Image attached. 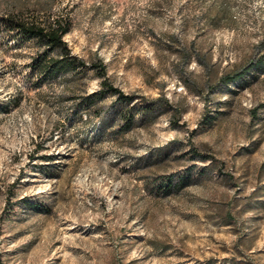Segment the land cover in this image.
<instances>
[{
  "label": "rangeland",
  "instance_id": "1",
  "mask_svg": "<svg viewBox=\"0 0 264 264\" xmlns=\"http://www.w3.org/2000/svg\"><path fill=\"white\" fill-rule=\"evenodd\" d=\"M263 51L264 0H0V264H264Z\"/></svg>",
  "mask_w": 264,
  "mask_h": 264
},
{
  "label": "trees",
  "instance_id": "2",
  "mask_svg": "<svg viewBox=\"0 0 264 264\" xmlns=\"http://www.w3.org/2000/svg\"><path fill=\"white\" fill-rule=\"evenodd\" d=\"M20 35L34 41L39 47L46 50L42 53L43 61L50 60L52 70L56 76L62 71H74L85 73L88 70L94 71L102 79L100 95L111 93L116 96V100L130 104L134 96L123 93L119 88L110 83L105 65L99 62H86L71 53L67 43L64 41L65 35L71 30V23L68 19L58 18L48 21L45 24L24 23L14 19L10 20ZM45 59V60H44ZM251 69H264V51L245 67L227 74L223 77L224 84L239 81ZM150 109L155 108L156 103L147 102Z\"/></svg>",
  "mask_w": 264,
  "mask_h": 264
}]
</instances>
